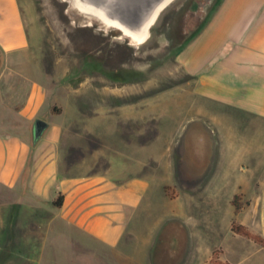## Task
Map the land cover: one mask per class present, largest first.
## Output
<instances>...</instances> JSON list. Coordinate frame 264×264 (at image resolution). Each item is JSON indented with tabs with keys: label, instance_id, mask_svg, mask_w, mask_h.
Instances as JSON below:
<instances>
[{
	"label": "rangeland",
	"instance_id": "1",
	"mask_svg": "<svg viewBox=\"0 0 264 264\" xmlns=\"http://www.w3.org/2000/svg\"><path fill=\"white\" fill-rule=\"evenodd\" d=\"M215 1L173 0L150 38L133 44L71 0H19L26 72L49 97L36 119L63 130L67 150L57 159L68 176L120 183L130 166L147 191L107 248L84 246L76 227L50 223L49 213L21 212L13 192L0 189V264H208L215 250L229 264H264V247L231 229L238 223L263 236L264 124L253 130L233 113L192 110V77L177 62ZM15 114L0 108V133L34 139V123Z\"/></svg>",
	"mask_w": 264,
	"mask_h": 264
},
{
	"label": "crops",
	"instance_id": "2",
	"mask_svg": "<svg viewBox=\"0 0 264 264\" xmlns=\"http://www.w3.org/2000/svg\"><path fill=\"white\" fill-rule=\"evenodd\" d=\"M28 47L19 0H0V53L9 69L0 72V108L13 110L17 121L34 123L49 97L26 72L31 70L22 51ZM177 62L192 77V110H220L251 119L253 130L263 126L264 0H216ZM21 74H28L24 88ZM50 128L37 141L0 133V189L13 192L21 212L40 210L51 214L50 223L60 219L76 227L84 246L114 248L144 200L147 181L130 166L120 171V183L106 176L69 177L67 164L57 159L58 150H67L63 130ZM59 194L64 202L56 208L52 201Z\"/></svg>",
	"mask_w": 264,
	"mask_h": 264
},
{
	"label": "water",
	"instance_id": "3",
	"mask_svg": "<svg viewBox=\"0 0 264 264\" xmlns=\"http://www.w3.org/2000/svg\"><path fill=\"white\" fill-rule=\"evenodd\" d=\"M173 0H71L82 14L96 17L101 23L116 27L130 40L142 43L150 34L161 11ZM93 17V18H94ZM95 18V19H96ZM107 26V25H106ZM113 28V27H111ZM48 123L36 119L33 137L37 141L48 128Z\"/></svg>",
	"mask_w": 264,
	"mask_h": 264
},
{
	"label": "trees",
	"instance_id": "4",
	"mask_svg": "<svg viewBox=\"0 0 264 264\" xmlns=\"http://www.w3.org/2000/svg\"><path fill=\"white\" fill-rule=\"evenodd\" d=\"M238 198V195L235 196V199ZM64 202V197L62 194H59L53 201H52V205L56 208H61ZM234 205L236 207V210L240 209L239 204L235 203L234 201ZM232 231L240 236H243L247 239H250L252 241H254L255 243L261 245L262 247H264V237L256 234L254 232H252L249 228H247L246 226L242 225V224H238V223H233L231 226ZM219 251H214L212 254V258L210 259L208 264H229L227 262H223L219 259L218 257Z\"/></svg>",
	"mask_w": 264,
	"mask_h": 264
},
{
	"label": "bare ground",
	"instance_id": "5",
	"mask_svg": "<svg viewBox=\"0 0 264 264\" xmlns=\"http://www.w3.org/2000/svg\"><path fill=\"white\" fill-rule=\"evenodd\" d=\"M85 16H87V15H85ZM93 17H94V16H93ZM94 18H96V17H94ZM96 19H97V18H96ZM102 23H103V22H102ZM106 25H107V27H113V28H116V27H114V26H112V25L109 26V24H106ZM106 25H105V26H106ZM122 37H123V38H126V37L128 38V35H126V34L124 33V34H122ZM149 38H150V37H149ZM147 39H148V38H147ZM131 42H132L133 44H143V42H142V43H139V42H135L134 40H131ZM144 42H145V41H144Z\"/></svg>",
	"mask_w": 264,
	"mask_h": 264
},
{
	"label": "flooded vegetation",
	"instance_id": "6",
	"mask_svg": "<svg viewBox=\"0 0 264 264\" xmlns=\"http://www.w3.org/2000/svg\"><path fill=\"white\" fill-rule=\"evenodd\" d=\"M204 1L205 2L200 3L201 7L205 6L208 3V1H210V0H204Z\"/></svg>",
	"mask_w": 264,
	"mask_h": 264
}]
</instances>
